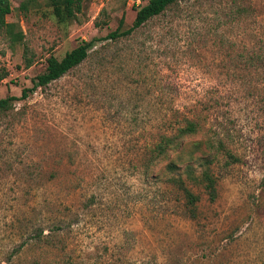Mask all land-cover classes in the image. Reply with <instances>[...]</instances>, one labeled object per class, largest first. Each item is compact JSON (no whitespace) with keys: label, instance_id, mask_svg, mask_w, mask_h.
<instances>
[{"label":"rangeland","instance_id":"rangeland-1","mask_svg":"<svg viewBox=\"0 0 264 264\" xmlns=\"http://www.w3.org/2000/svg\"><path fill=\"white\" fill-rule=\"evenodd\" d=\"M22 1L0 29V97H16L0 114V264H264V0H179L115 40L147 0H82L64 21ZM92 37L19 98L48 55ZM182 117L201 131L176 162L216 179L212 199L185 180L193 204L148 151Z\"/></svg>","mask_w":264,"mask_h":264},{"label":"trees","instance_id":"trees-1","mask_svg":"<svg viewBox=\"0 0 264 264\" xmlns=\"http://www.w3.org/2000/svg\"><path fill=\"white\" fill-rule=\"evenodd\" d=\"M30 0H23L20 3L21 7H24L23 2ZM179 0H147V2L136 8L133 19L129 26L123 27L122 17L119 18L116 27L105 35V38L115 40L119 37L130 34L133 30L143 25L150 18L162 13L167 7L175 4ZM47 4L51 7V12L58 21L69 20L74 17L76 13L80 11L82 0H46ZM10 12L9 0H0V29L5 33L11 32V23L5 21V15ZM97 39L92 37L89 40H81L71 49L65 51L60 58H56L53 55H48L45 58V65L43 70L36 74L31 79V86L22 88L19 98H24L27 93L32 91L36 87H42L47 85L53 80L58 79L63 74L68 72L80 64L88 55L89 50L94 45ZM29 65V61L25 62V66ZM6 76V71L0 69V81ZM16 97L12 95H6L0 97V114L5 113L12 106V101ZM184 124L177 126L172 133H160L157 135L155 141L149 147L150 160L157 161L164 157L167 158L165 164V170L170 174L167 177L168 180L182 193L185 197L187 204H193L197 198L193 194L188 186L185 184V180H188L193 185H201L204 192L207 193L208 198L212 199L215 195V183L216 179L207 167L201 168L196 171L195 167L191 164L188 157L181 159V165L176 160L181 156L183 151L184 137L195 135L201 131L199 123L192 118L182 117ZM195 144V143H194ZM210 144V141H207ZM220 141L217 142V145ZM206 165V159L201 158L199 160V167ZM41 231L35 232V237H38ZM22 244H18L12 249V254L19 252L22 248Z\"/></svg>","mask_w":264,"mask_h":264}]
</instances>
